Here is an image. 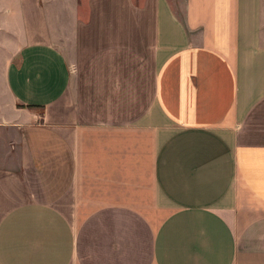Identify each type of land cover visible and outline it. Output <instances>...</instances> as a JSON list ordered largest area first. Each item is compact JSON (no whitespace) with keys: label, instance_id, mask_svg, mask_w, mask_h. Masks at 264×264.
<instances>
[{"label":"crops","instance_id":"obj_1","mask_svg":"<svg viewBox=\"0 0 264 264\" xmlns=\"http://www.w3.org/2000/svg\"><path fill=\"white\" fill-rule=\"evenodd\" d=\"M83 1L0 0V264H264V0Z\"/></svg>","mask_w":264,"mask_h":264},{"label":"rangeland","instance_id":"obj_2","mask_svg":"<svg viewBox=\"0 0 264 264\" xmlns=\"http://www.w3.org/2000/svg\"><path fill=\"white\" fill-rule=\"evenodd\" d=\"M85 2L87 1V0H84ZM83 1V3H82V8H83V10H84V13H85V11H86V9H85V2ZM138 5H143V1L144 0H134ZM171 1V3H172V6L174 7V9L178 12V13H180V14H183L184 13V6H185V3H186V0H170ZM153 68H155L154 67V63H153ZM263 110V109H262ZM256 124H258L257 123V121L255 120V121H253V125L250 127V131L252 132V134L253 135H257L258 133H255L256 131H257V125Z\"/></svg>","mask_w":264,"mask_h":264}]
</instances>
